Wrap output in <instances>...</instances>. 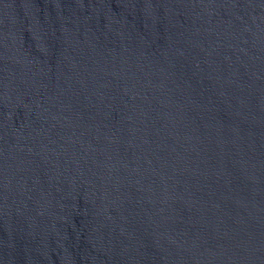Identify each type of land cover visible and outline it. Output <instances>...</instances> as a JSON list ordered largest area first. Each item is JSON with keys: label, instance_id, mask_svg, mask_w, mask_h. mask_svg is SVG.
<instances>
[{"label": "water", "instance_id": "water-1", "mask_svg": "<svg viewBox=\"0 0 264 264\" xmlns=\"http://www.w3.org/2000/svg\"><path fill=\"white\" fill-rule=\"evenodd\" d=\"M0 264H264V0H0Z\"/></svg>", "mask_w": 264, "mask_h": 264}]
</instances>
